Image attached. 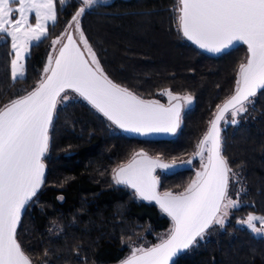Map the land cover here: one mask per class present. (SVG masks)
Masks as SVG:
<instances>
[{
  "label": "trees",
  "instance_id": "1",
  "mask_svg": "<svg viewBox=\"0 0 264 264\" xmlns=\"http://www.w3.org/2000/svg\"><path fill=\"white\" fill-rule=\"evenodd\" d=\"M175 0H111L85 12L81 28L114 83L146 100L165 89L193 96L178 133L145 140L112 133L109 123L84 102L58 108L44 157V184L26 206L17 240L33 264H116L127 257L125 242L166 231L170 219L153 203L116 184L113 169L144 151L163 161L188 160L213 114L235 89L244 46L211 57L186 41L177 26ZM77 8L57 4L47 38L34 44L25 77L11 79L9 38L0 39V107L32 91L41 79L51 40ZM246 119L221 131L222 153L240 177L241 201L222 231L177 256L172 264H264V238L236 225V214L264 216V90L252 98ZM197 164V158L190 166ZM187 167L155 175L159 191L182 192L193 176Z\"/></svg>",
  "mask_w": 264,
  "mask_h": 264
},
{
  "label": "snow or ice",
  "instance_id": "2",
  "mask_svg": "<svg viewBox=\"0 0 264 264\" xmlns=\"http://www.w3.org/2000/svg\"><path fill=\"white\" fill-rule=\"evenodd\" d=\"M177 26L187 40L211 53H222L237 43L247 46L246 62L238 68L235 89L213 118L195 152L182 164L199 158L200 170L179 193L160 192L156 170L179 165L164 162L144 151L135 152L127 163L113 169V180L154 201L171 218L166 237L151 247H133L121 264H170L179 252L203 239L213 226H225L230 209L240 207L229 195V181L237 173L222 153L221 121L230 113L231 123L247 112L258 92L264 90V0H175ZM67 0H0V39L10 38L11 79L25 77V59L34 42L48 36L49 22L57 20V4ZM98 3L81 0L64 33L52 40L44 75L32 91L0 107V264H33L17 240L22 212L44 184V157L50 147V129L57 105L69 100L67 90L77 93L119 129L146 136L175 134L183 111L193 103L191 94L178 95L165 89L168 105L146 100L105 73L85 37L80 17ZM34 15V23L31 17ZM74 33L77 38H74ZM66 37V43L62 42ZM60 45L57 50L56 46ZM80 45H83L81 49ZM87 53V56L85 55ZM63 94V95H62ZM252 233L264 236V216L249 214L239 221ZM259 224V227L257 226Z\"/></svg>",
  "mask_w": 264,
  "mask_h": 264
},
{
  "label": "rangeland",
  "instance_id": "3",
  "mask_svg": "<svg viewBox=\"0 0 264 264\" xmlns=\"http://www.w3.org/2000/svg\"><path fill=\"white\" fill-rule=\"evenodd\" d=\"M77 1V8L75 9V11L69 16V18L67 19V21L62 25L60 26L58 29H57V33H56V36L53 38H57V37H60L62 33H64L66 27L68 26L69 22L72 20V16L76 13V11H78L79 7L82 6L81 4V0H76ZM111 2V0H98V3L96 5H94L92 8H94L95 6L99 5V4H106V3H109ZM90 8V9H92ZM88 9V10H90ZM87 10V11H88ZM81 18L80 17V26H81ZM31 19V22L34 23V15L30 18ZM52 25L51 22H49V25H48V29L49 27ZM82 29V28H81ZM74 37L77 38V34L74 33ZM52 39V40H53ZM51 40V42H52ZM63 42V41H62ZM9 43H10V48H11V41H10V38H9ZM38 42H34V44H37ZM33 44V45H34ZM90 44V43H89ZM49 52H48V56L49 54H53L55 55V53L53 52V48H52V43H50L49 45ZM60 47V45H57L56 48L58 50V48ZM81 49H83V45H80ZM31 49V48H30ZM30 51V50H29ZM94 51V50H93ZM85 55L87 56V53H85ZM48 56L46 58V61H45V64L43 66V69L44 67L46 66L47 64V61H48ZM27 59V58H26ZM25 59V61H26ZM25 61H24V65H25ZM10 68H11V63H10ZM43 69H42V75H41V78L42 76L44 75L43 73ZM63 95V94H62ZM67 95L69 96V100L63 102V103H60L57 105V109L56 111L58 110L59 107L63 106V105H66L70 102H84L86 104H88L82 97H80L77 93L75 92H72L71 90H67ZM152 100H158L160 103L162 104H168L169 103V100H168V97L166 95H161V93H159V97L157 99H152ZM253 103H250L247 105V112L243 113L242 115H239L236 119L238 120V123L244 119H246V116L249 112V108L252 106ZM90 105V104H88ZM91 106V105H90ZM193 106V103L188 107L186 108L184 112L188 111L189 109H191ZM92 107V106H91ZM96 110V109H95ZM97 111V110H96ZM98 112V111H97ZM102 115V114H101ZM103 116V115H102ZM104 117V116H103ZM106 119V118H105ZM231 115L230 113H227L226 114V120L227 122L225 121H222L221 122V131H223L224 129H226V127L228 125H236V124H232L230 121H231ZM107 120V119H106ZM108 123H109V127H110V131L112 133H123L119 128H117L114 124H112L109 120H107ZM139 152V151H138ZM47 155V154H46ZM191 168H193V176H192V179L193 180L195 178V175H196V172L198 170H200V161H199V158H197V164H195V166H190ZM161 173H167V172H164L161 170ZM236 173V172H235ZM229 195L231 196L232 199H238L239 200V203H240V207L239 208H236V209H230L229 210V216L227 217L226 219V223L225 225L228 223V221L232 218V216L234 215L235 211L236 210H239L244 204H246L245 202L241 201V198H242V195H243V189H242V183H241V180H240V177L237 175V178L236 179H230L229 181ZM136 198H138L136 196ZM249 214H253V215H257V214H254V213H248V214H236V217H235V223L236 225H239V226H242V227H245L247 228L245 225H242L241 223H239L240 220L242 219H246L247 216ZM257 216H260V215H257ZM171 222V220H170ZM257 226L259 227V224H257ZM172 227V222L170 223V226L169 228L164 231V232H161V233H155V234H152V237H153V240L152 241H155V244L159 243L160 242V239L162 237H166V235L168 234L169 230L171 229ZM225 227V226H224ZM223 228H221L220 226L218 225H213L205 234L204 238L203 239H200L198 240L197 244L201 241H205L206 239H209L210 237L216 235L217 232L219 231H222ZM248 229V228H247ZM249 230V229H248ZM254 234V233H253ZM255 236H258L256 234H254ZM259 237H262L264 238V236H259ZM148 238H146L145 236H141L139 239H135L133 241H130V242H125L123 244V246L126 248L127 250V256H129L131 254V250L133 247H140V246H143V247H149V244H148ZM196 244V245H197Z\"/></svg>",
  "mask_w": 264,
  "mask_h": 264
},
{
  "label": "water",
  "instance_id": "4",
  "mask_svg": "<svg viewBox=\"0 0 264 264\" xmlns=\"http://www.w3.org/2000/svg\"><path fill=\"white\" fill-rule=\"evenodd\" d=\"M180 33H181V35H182V37L186 40V41H188L189 43H191L194 47H196L200 52H202V53H204L205 55H208V56H211V57H217V56H220V55H222V54H224V53H226V52H228V51H230V50H232V49H235L236 47H239V46H244L245 47V49H246V52H247V46L246 45H244V44H242V43H237V44H235L232 48H230V49H228L227 51H225V52H222V53H211V52H208V51H206V50H203V49H200V48H198L196 45H194L191 41H189V40H187V38H185L184 36H183V34H182V32L180 31ZM75 38V37H74ZM64 42L66 43V37H65V40H64ZM59 49V48H58ZM247 55H248V52H247ZM246 59H247V56H246ZM246 62V61H245ZM34 90V89H33ZM233 94V93H232ZM231 94V95H232ZM86 101V100H85ZM87 102V101H86ZM88 103V102H87ZM223 103V102H222ZM221 103V104H222ZM89 104V103H88ZM162 104V103H161ZM164 105H168V104H164ZM216 112V111H215ZM101 114V113H100ZM106 118V117H105ZM213 118V117H212ZM107 119V118H106ZM111 122V121H110ZM222 122V121H221ZM117 127V126H116ZM209 127V126H208ZM220 127H221V123H220ZM118 128V127H117ZM121 130V129H120ZM124 134H126V135H128V136H130V137H135V138H139V139H145V140H168V139H171V138H173L177 133H178V131H179V129L177 130V132L175 133V134H166V133H155V134H150V135H146V136H141V135H138V134H134V133H129V132H125V131H123V130H121ZM203 138V137H202ZM150 156V155H149ZM128 162V161H127ZM126 162V163H127ZM164 162H166V161H164ZM166 163H170V162H166ZM179 166L178 167H176V168H174V169H172V170H169V171H167V173H173V172H176V171H178V170H181V169H184V168H187V167H189L190 165L189 164H182L181 162H176ZM125 164V163H124ZM116 168H118V167H116ZM115 168V169H116ZM157 170H160V169H157ZM44 177H45V175H44ZM120 185V184H119ZM122 186H124V185H122ZM129 188V187H128ZM131 189V188H130ZM131 190H133V189H131ZM134 191V190H133ZM39 192V191H38ZM140 199V198H139ZM142 200V199H141ZM142 201H145V202H151V203H153L154 205H156L159 209H160V207H159V205H157L154 201H147V200H142ZM26 208V207H25ZM25 210V209H24ZM24 210H23V212H24ZM161 210V209H160ZM23 212H22V214H23ZM165 214V213H164ZM166 215V214H165ZM167 216V215H166ZM22 217V216H21ZM168 217V216H167ZM170 220H171V218L170 217H168ZM172 222V221H171ZM185 250H183V251H181V252H179L175 257H173L172 258V261L170 262V264H172V262L175 260V258L177 257V256H179L180 254H182L183 252H184ZM123 261V260H122ZM122 261H120V262H118V263H116V264H121V262Z\"/></svg>",
  "mask_w": 264,
  "mask_h": 264
},
{
  "label": "flooded vegetation",
  "instance_id": "5",
  "mask_svg": "<svg viewBox=\"0 0 264 264\" xmlns=\"http://www.w3.org/2000/svg\"><path fill=\"white\" fill-rule=\"evenodd\" d=\"M65 40V39H64ZM64 40H63V42H64Z\"/></svg>",
  "mask_w": 264,
  "mask_h": 264
}]
</instances>
